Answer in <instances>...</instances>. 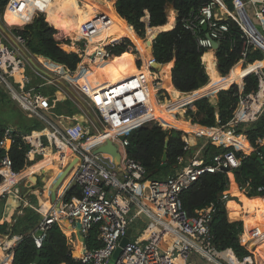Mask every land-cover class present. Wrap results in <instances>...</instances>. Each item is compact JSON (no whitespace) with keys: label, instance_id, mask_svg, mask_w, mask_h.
Returning <instances> with one entry per match:
<instances>
[{"label":"built area","instance_id":"2783aa9c","mask_svg":"<svg viewBox=\"0 0 264 264\" xmlns=\"http://www.w3.org/2000/svg\"><path fill=\"white\" fill-rule=\"evenodd\" d=\"M48 3H52V0H7L5 7H0V12L8 9L19 17L25 12L28 19L21 18L25 25L38 15L45 18ZM100 3L92 18L80 25L77 40L70 43V50L81 60L78 67L83 69H90L97 60L107 63L114 46L113 35L98 39L111 25L106 9L101 8L110 2L100 0ZM231 3L233 12L251 9L257 24V29L252 33L237 16L231 15V19L244 33L246 48L258 50L264 56V0H231ZM217 6L226 10L221 0H212L198 9L190 10L181 19L182 28L195 38L199 48L211 50V42H220L228 32L227 24L215 16ZM143 21L148 23L147 18ZM14 38L24 48L23 39ZM246 50L239 61L242 64ZM155 63L154 59L145 58L137 72L94 95L87 94L81 88V94L99 125V128H94L95 131L90 132L78 121L59 128L43 115L50 110L49 99L29 86L31 77L25 71L27 62L14 46L0 39V81L6 85L10 98L24 113L29 117L38 116L47 124L42 131L21 136L29 146L26 160L32 162L38 156L44 157L50 150L58 158V169L72 166L71 182L81 192L80 198L59 203L53 214L42 220L37 231L43 234L33 236L35 247H41L45 230L61 219L67 220L73 227L79 223L83 239L93 226H98L101 246L93 250L86 247L80 249L79 260L82 264H108L121 239L128 237L132 225L141 224L138 234L129 239L113 264H190L192 255L213 264H263L251 251L239 259L231 249L217 250L211 243L209 232L213 205L197 210L196 216L190 217L182 208L180 195L204 174H215L223 171V168L230 172L240 166L241 159L236 157L234 151L245 152L231 143L229 137H235L233 130L237 126L256 122L264 111V59L254 62L262 63L250 71L256 78V88L246 94L240 93L230 120L225 125L199 126L208 134H196L206 139V145L231 146L234 151L214 155L208 164L197 157L185 163L180 159L183 165L164 181L146 179L142 164L126 154L127 137L132 130L147 123H159L157 118L151 117L153 103L163 101L168 90L154 67ZM31 71L34 74L32 78H45L35 69L31 68ZM120 127H123L122 131L117 132ZM12 132L9 129L5 131L0 147L6 148L7 143L12 144ZM120 134L126 135L122 141L118 139ZM107 139L118 145L121 156L118 166L113 165L108 157L93 154V150ZM183 140L188 145L186 135H183ZM67 153L70 159L62 163ZM0 170L3 177L1 184L9 179L3 189L4 193H9L19 183L20 178L13 180L19 173L11 170V161L7 156L1 159ZM21 238L20 235H13L0 244V264H13L14 248Z\"/></svg>","mask_w":264,"mask_h":264},{"label":"trees","instance_id":"16d2710c","mask_svg":"<svg viewBox=\"0 0 264 264\" xmlns=\"http://www.w3.org/2000/svg\"><path fill=\"white\" fill-rule=\"evenodd\" d=\"M91 1H85V6L81 9L77 6L75 0H52V3H48L52 19L38 15L34 17L32 23L22 28L15 27L13 30L6 28L14 37L23 39L24 49L27 53L48 58L51 62L62 65L73 73L77 70L81 60L76 53L63 49L62 45L69 44L68 40H55L54 36L57 31L51 25L61 29L67 36L70 35L71 39H77L80 25L90 20L99 9ZM211 1L109 0L110 3L105 7L106 13L117 16L123 22L124 27L121 29L119 36H114V46L110 50L108 59L109 69L98 79L92 95L140 69L145 61L144 49L140 48V45L143 43L141 40L145 37L146 29L157 27L148 30L150 32L159 29V26L165 25L167 5H171L177 13L176 24L172 30L159 33L153 40L154 60L156 63L165 66L173 62L171 80L176 89L172 88L175 93L181 92L183 94L197 90L196 94L185 105L187 106L192 102L191 105L195 111L188 108L185 114L191 116L193 123L202 127L225 125L232 117L240 93L246 94L256 88V78L253 74L246 76L240 89L237 85H231L232 83H240L246 73L237 76L233 67L243 59L242 52L247 48L244 33L231 18H228L224 21L228 26V32L223 40L219 42V46L215 51V58L219 74L222 77L228 75L227 80L225 79L221 83L220 87L224 84L221 89L231 86L226 90L219 89L216 106L211 105L207 98L195 100L203 96L209 97L208 91L212 83L207 84L208 75L201 62V57L206 50L199 48L195 38L182 28L181 19L190 10L198 9ZM221 2L227 10L232 11L231 0H221ZM6 3L7 0H0V7L3 9ZM61 11H64L63 16L59 13ZM24 13L21 14L22 17H19L7 9L4 11V18L10 25L21 26L24 23V20H21L25 16ZM146 15H148L147 24L143 21ZM110 21L114 22L111 18ZM110 31L112 30L109 27L101 35L107 34L108 36ZM201 35H204L203 32H201ZM4 42L8 44V41L4 40ZM263 59L264 56L260 51L247 49L243 67ZM46 64L51 71L60 74L61 67ZM25 71L31 77L29 86H33L36 92L48 97L49 112L52 118L60 116L73 118L75 115L81 114L77 102L72 98L65 97L63 100H56L55 93L58 87L53 86L47 90L44 82L38 83L40 81L38 78H32L31 68L28 65H26ZM166 89L169 90V87L166 86ZM169 93L171 101L167 100L161 105L153 103L151 117L157 118L159 123L144 124L132 130L127 137V156L138 160L142 164L145 169V178L150 180L164 181L173 176L183 165L180 163V159L184 160L189 154V148L183 140L184 134L181 131L184 130V124L173 116L176 112L173 107L172 93L170 91ZM6 98V94L0 90V104L3 103L5 106L8 104L12 108L9 103L14 104L8 99L6 101ZM215 107L217 108L218 118L215 116ZM49 120L52 121L50 117ZM188 126L195 135L201 132L208 134L198 126L189 125V123ZM46 127L47 124L40 117L35 115L29 117L19 109H14L11 115H8V119H0V140L3 139L7 129L13 131L11 134L13 142L10 147L8 149L0 147V161L4 156H7L11 161V170L14 173L24 171L16 179L23 175H31L27 167L33 164V162L26 160L29 146L22 141L21 136L30 134L32 131H42ZM122 129L123 127H120L117 130L122 131ZM233 131L241 137H229V141L234 144L235 140H240L250 151V154L256 155L255 158L244 155L241 151H234L231 146L223 147L207 144L202 150L201 159L205 164H208L211 163L214 155L234 151L236 157L241 159V164L229 173L232 174L233 180L239 186L241 192L248 198L242 199V210L245 214L246 212L251 214L253 218L259 217L261 226L264 229V198H262L264 197V111L256 122L239 125ZM166 139L168 140L167 147H165ZM164 152L166 153V166L163 167L162 157ZM37 165L40 170L52 169L45 159L38 162ZM67 178L62 184L66 182ZM229 181V174L223 171L215 174H204L190 189L181 193L180 201L182 208L190 217H195L197 210L213 205L214 212L209 223L212 245L219 251L231 249L237 258L242 259L250 252L239 241V236L243 232L242 220L238 218L239 208L234 203L226 204L227 201L232 200L224 194L228 190ZM2 182L3 177L0 170V184ZM52 184L53 182L48 184L49 190H52ZM5 187V183L1 184L0 190ZM60 187L58 190H60ZM80 197V189L73 184L66 192L63 202ZM30 199L32 200L31 204H37L33 196H30ZM45 204L47 208L50 206L48 202H45ZM248 218L253 228L259 230V227L255 226L256 220ZM42 220V217L30 206L25 208L20 206L16 209L10 223L0 224V237H11L13 235L22 237L14 248L13 264H82L79 260L80 253L74 252L70 248L68 239L56 222L45 230L41 247L39 249L35 247L33 236ZM244 220L246 228L244 239L249 240L252 238L253 231L250 223L246 220V216ZM128 237H130V234H128ZM84 244L87 250L97 249L101 246L98 240V226H93L89 230L84 239ZM260 246H264V240ZM261 258L264 259L263 256Z\"/></svg>","mask_w":264,"mask_h":264},{"label":"crops","instance_id":"0c3cea01","mask_svg":"<svg viewBox=\"0 0 264 264\" xmlns=\"http://www.w3.org/2000/svg\"><path fill=\"white\" fill-rule=\"evenodd\" d=\"M76 1V4H77V6L78 7H80L81 9L82 8H84V6H85V1H91V0H75ZM92 2V4L97 8V7H99L100 8V0H92L91 1ZM102 9L104 8L103 6L101 7ZM173 10V9H172ZM217 11H219V12H217ZM226 11H227V13L224 11V9L223 8H220V7H216L215 8V16L217 17V18H219V19H221L222 21H225L226 19H228V18H231V15H233V16H237V18L244 24L243 26L247 29V30H249V31H252V30H256L257 29V24H256V22H255V20H254V18H253V15H252V11H251V9H247V10H242V11H239V12H233V11H229V10H227V8H226ZM64 12V11H63ZM62 11L61 12H59L60 13V15L61 16H63L64 15V13H63ZM171 13H173V20L170 22L171 23V26H170V28H168V29H165V30H160V32H158L157 34H159V33H161V32H166V31H170V30H172L174 27H175V24H176V16H177V13H176V11L175 10H173ZM25 14V13H24ZM45 17L47 18V19H52V15L49 13V9H48V7L46 8V11H45ZM107 15H109L108 13H107ZM170 15V14H169ZM169 15H168V11H167V21H166V23H165V25H163V26H159L158 28H163V27H165L167 24H168V17H169ZM109 17L111 18V20H113L114 22H112L111 21V25H110V30H112V31H110L109 32V34L108 35H113V36H119L120 35V33H121V29L124 27V24H123V22L117 17H115V16H111V15H109ZM25 18V19H24ZM24 20H27L28 18H27V15L25 14V16H24ZM145 18H148V15H146V17ZM34 19V18H33ZM33 19H31V21L30 22H28V23H26L25 25H21V26H14V27H19V28H22V27H24V26H26V25H28V24H30V23H32V21H33ZM22 20V19H21ZM6 23H8L9 25H10V23L9 22H7L6 21ZM49 23V22H48ZM49 25H51L50 23H49ZM56 31H61V29H59V28H56L55 26H53V25H51ZM153 28H157V27H153ZM153 28H147V32H149L148 30H150V29H153ZM61 33H62V37H70V35H66L63 31H61ZM64 35H66V36H64ZM147 35H148V33H147ZM59 34H55V36H54V38H55V40H58V41H60V40H67V39H62V38H59ZM104 36H107V34H103V35H101L100 36V38L101 37H104ZM72 41V40H71ZM150 40H148L147 41V38H146V41H145V47H147L148 46V42H149ZM151 42V41H150ZM8 43L10 44V45H12V46H14L11 42H9L8 41ZM15 47V46H14ZM145 47H142V45H140V48H142V49H144ZM16 48V47H15ZM23 48V47H22ZM17 49V48H16ZM24 49V48H23ZM18 50V49H17ZM25 50V49H24ZM18 52L20 53V55L24 58V59H26V62H27V64L28 65H30V60L28 59V58H32V60L34 61V62H37V63H39V64H41L42 65V68H44V69H49L48 68V66H47V64L46 63H49V64H52V65H55V66H58V67H61V72L63 73V75L65 76V77H69L70 78V74L68 73V70L66 69V68H64L62 65H58V64H55V63H53V62H51L50 60H47V59H45V58H43V57H39V56H36V57H34L33 55H31V54H29V53H27V56L26 55H24L20 50H18ZM26 52V51H25ZM207 52H211L212 53V56H213V60H214V65H215V72H216V74L220 77V78H225V77H222L220 74H219V72H218V70H217V65H216V58H215V51L214 50H206V52H204V54L202 55L203 57H201V62H202V64H203V66H204V68H205V71H206V73H207V75H208V71H207V68H206V63H205V55H206V53ZM238 64H239V67H240V70L241 71H244V70H246L249 66H251V65H247V66H245V67H243V64H242V62H238ZM254 64H256V63H254ZM31 66V65H30ZM29 66V67H30ZM31 68V67H30ZM50 70V69H49ZM82 70H84L83 72H82ZM137 72V71H136ZM230 72V71H229ZM54 73H56V72H54ZM78 75H77V82H79V87L80 88H82L87 94H91L92 95V92H93V89H94V87L96 86V84H97V81H98V79L94 76V73H93V71H92V69L90 68V69H80L79 71H78V73H77ZM250 74V71H248V72H246L245 74H244V76L242 77V79H241V81H240V83H232L231 85H237L238 87H239V89L242 87V85H243V80H244V78L246 77V76H248ZM228 76V75H227ZM35 79V78H34ZM52 80V79H51ZM53 82H51L52 83V85L53 86H63L60 82H58L57 80H52ZM226 82V81H225ZM224 82V83H225ZM53 83H55V84H53ZM209 83V75H208V82H207V84ZM206 84V85H207ZM206 85H204V86H206ZM224 85V84H223ZM223 85L219 88L220 90H226V89H228V88H226V89H221L222 87H223ZM203 86V87H204ZM203 87H201V88H203ZM68 92H69V90L67 89V88H65ZM175 89V88H174ZM219 89H217V91L215 92V94L214 95H216L215 96V101L213 102V103H210L211 105H213V106H216V104H217V93L220 91ZM176 90V89H175ZM197 91V90H196ZM196 91H193V92H190V93H183V94H186L187 96H188V98H191L193 95H195L196 94ZM181 93V92H180ZM59 94V95H58ZM69 94H71L70 92H69ZM56 95V94H55ZM72 95V94H71ZM170 96V93H169V90L167 91V94H166V96ZM166 96H165V99H166V101L167 100H169V98L167 97L166 98ZM66 96H64V94H62L61 92H57V96H56V100H63L64 98H65ZM201 98H207L208 99V96H203V97H199V98H196L195 100H198V99H201ZM164 100V99H163ZM194 100V101H195ZM193 101V102H194ZM164 103V101H160V103H158V105H161V104H163ZM192 103V102H191ZM189 105V104H188ZM215 111H216V118H218V114H217V108L215 107ZM178 113H176V115H177ZM88 115H89V113H88ZM175 114L173 115L175 118H176V120H178V118H177V116H176ZM89 117H90V121L92 122V124L95 126L94 128L96 129V128H99V125H98V123L89 115ZM52 119V123L53 124H55L56 126H58L59 128L62 126V127H65V126H69V125H72L75 121H78L79 122V120L78 119H76L75 117H73V118H70V117H64V116H60V117H56V118H51ZM183 124H188L189 123V125H194V126H200V125H198V124H195V123H191V122H186V121H183V120H180ZM82 123V122H81ZM118 132H121V131H118ZM188 133V132H187ZM189 134V133H188ZM188 134H185L187 137H188V139L190 140V135H188ZM235 137H241V135H235ZM195 141H194V143L193 144H191L189 141L187 142L188 143V148H189V154L185 157V159L183 160L184 161V163L185 162H187L190 158H193V157H197V158H201V154H202V150L204 149V147L206 146V139L205 138H203V140H202V137H198L197 135H196V137H195ZM234 145H236L237 147H244L245 145L240 141V140H235L234 141ZM245 152V151H244ZM249 153H250V151H248V152H245V153H243V154H246V155H249ZM53 155H55L54 153H52ZM42 160H44V157H41V156H38V157H36L35 159H33V160H31L32 162H33V164H32V166L33 165H35V164H37L38 162H40V161H42ZM27 168H29V167H27ZM26 168V169H27ZM43 170V169H42ZM37 171H41L40 169L39 170H37ZM37 171L36 172H34L31 176L29 175V176H22V179H20V181H19V183L17 184V186L12 190L13 192H15V194H18L19 193V190L21 189V188H23V185H25L26 184V182L29 180V179H31V180H33V175L35 174V173H37ZM63 170H61V169H58V171H56V173L57 172H62ZM24 172V171H23ZM23 172H21V173H19V174H22ZM229 174V178H230V182H229V187H228V190L224 193L226 196H228V197H230V198H232V200H229V201H227L226 202V204L228 205L229 203H234V204H236V206L239 208V215H238V218H240L241 220H242V223H243V232H242V234L239 236V241H240V244L242 245V246H244L248 251H250L249 250V248H252V246H253V249H255L256 248V246H258V247H260V248H258L259 250H261L262 252H264V246H260V244L262 243V241L264 240L263 239V237H254V238H252V239H244V235H245V233H246V228H245V216H246V214L243 212V210H242V206H243V202H242V199L243 198H246V199H248L242 192H241V190H240V188H239V186L234 182V180H233V176H232V174L231 173H228ZM70 176V181H71V172H70V174H69ZM57 177H58V175H57ZM23 180H25L24 182H21V181H23ZM56 180V179H55ZM1 185V184H0ZM31 185H32V182H31ZM73 185V184H72ZM11 193V192H10ZM6 194L7 193H4V191L3 190H0V224H2V223H4V222H11V218H12V216L15 214V212H16V209L18 208V207H20V206H25V205H27V201L26 200H24V201H22L21 199H14V198H12L11 197V199H7L6 200V198H5V196H6ZM262 198H264V197H262ZM3 200H4V202H3ZM50 200H51V197H50ZM51 202H53L52 200H51ZM45 203V202H44ZM45 206H46V204H45ZM58 206H59V204H57L56 206H55V209H57L58 208ZM49 208V207H48ZM20 213V212H19ZM18 213V214H19ZM249 214V213H248ZM248 217H250V218H252L253 220L255 219L256 221H255V226L256 227H259V230H257V231H262L263 230V228H262V226H261V220H260V218L259 217H255V218H253L252 216H251V214L249 215V216H246V219H247V221L250 223V220H248L249 218ZM58 223V225H59V227H60V229H61V231H62V233L66 236V238L68 239V241H69V246H70V248L71 249H73V246H72V244L74 243L73 241L75 240H77L78 241V243L80 244V248H81V243H80V241L77 239V237H76V235H75V228L67 221V220H65V219H61V221L60 222H57ZM139 225H141V224H137V225H132V227L129 229V231H128V234H130V237H128L129 239H132V238H134V236H136L137 234H138V232H139V230H140V226ZM250 225H251V228H252V231H253V233H255V230L256 229H254L253 228V225L250 223ZM253 236V235H252ZM6 238H9V237H0V244L6 239ZM260 239H261V241H260ZM251 240V241H250ZM71 243V244H70ZM79 250V249H78ZM0 253H1V251H0ZM1 255V254H0ZM259 255H260V253H259ZM196 256L195 255H192L191 256V258L189 259V263L190 264H199V261L195 258ZM262 261H264V259L262 260ZM264 263V262H263Z\"/></svg>","mask_w":264,"mask_h":264},{"label":"rangeland","instance_id":"374dc122","mask_svg":"<svg viewBox=\"0 0 264 264\" xmlns=\"http://www.w3.org/2000/svg\"><path fill=\"white\" fill-rule=\"evenodd\" d=\"M98 1V0H97ZM5 11V10H4ZM173 10L171 9V8H169L168 9V15L172 12ZM0 21L9 29V30H13L15 27L13 26V25H9L8 23H6V20H5V18H4V12L2 11V12H0ZM46 22H47V20H45ZM48 23V22H47ZM49 24V23H48ZM56 34H59L60 36H59V38H64V39H67L68 41H69V44H63L62 46L67 50V51H69L70 50V48H71V44L70 43H72V41H76L77 39H71L70 37H62V33H61V31L59 30V31H57V33ZM64 36H66V35H64ZM98 38H100V36L98 37ZM146 38H147V29H146V34H145V37H144V39H143V43H141V45H142V47H145V41H146ZM0 39L1 40H6L4 37H2L1 35H0ZM72 40V41H71ZM6 41H8V40H6ZM151 41V40H150ZM150 41L148 42V44H150ZM9 44V43H8ZM70 47V48H69ZM25 61H26V59H25ZM35 64L38 66V67H40L42 70H44V71H46L48 74H50L52 77H54L55 79H57L58 81H60L61 83H62V85L63 86H56V87H58V90H57V92H61L62 94H64V96H66V97H70V98H72L74 101H76L77 102V106L79 107V110H80V112H81V114L80 115H75L74 117L76 118V119H78L79 120V122H82V124L85 126V127H87V129H89L90 130V132H93V131H95L94 130V125L92 124V122L90 121V117H89V115H88V111L92 114V116H94V113L90 110V108L87 106V104H86V102H85V99H84V96L81 94L82 92H81V88L79 87V82H77L76 80H77V73H78V71L80 70V69H83V68H80V67H78L77 68V70L74 72V73H72L71 75L72 76H70V78L69 77H65L64 75H63V73L62 72H60V74L59 73H54V71H51V70H49V69H44V68H42V65L41 64H39V63H37V62H35ZM30 66V65H29ZM32 68V67H31ZM61 71V70H60ZM84 70H82V72H83ZM32 72V71H31ZM94 73V72H93ZM32 74H33V72H32ZM34 75V74H33ZM209 75V74H208ZM94 76H95V74H94ZM229 76H231V75H229ZM209 78H210V76H209ZM40 81H38V83H43L44 82V84H46V88H47V90H49L51 87H53V85H52V83L51 82H53L51 79H49V78H38ZM53 84H55V83H53ZM64 86H67V89L69 90V92L72 94H69V92L65 89V87ZM0 90H2L5 94H6V96H7V98H6V101H8V100H10V102H12L14 105H11V103H9L10 104V106H12V108L11 107H9V105L7 104L6 106L3 104V103H1L0 105H1V108H0V112H1V116H0V119H8V115H11V113H12V111L15 109V110H20L21 112H23L20 108H19V106L17 105V103L16 102H14L11 98H10V96H9V93H8V91H7V88H6V85L4 84V83H2L1 81H0ZM57 92L55 93L56 95H55V97L57 96ZM49 93V92H48ZM59 95V94H58ZM185 96V95H184ZM187 96V95H186ZM215 96L216 95H214V97L213 98H211V97H208V101L210 102V103H213L214 101H215ZM169 98V100L171 101V97L170 96H166V98ZM188 97V96H187ZM8 99V100H7ZM164 100V102H166V99H165V97L163 98ZM192 103H190L189 105H187V106H185V108L183 109V112H182V114L181 115H179V114H175L176 116H177V118H178V120L180 121V120H183V121H186V122H191L192 123V118H191V116H187V114H185L186 113V111L188 110V108L189 109H191V110H193V111H195V109L194 108H192V105H191ZM5 106V107H4ZM24 113V112H23ZM24 114H26V113H24ZM173 114V115H174ZM27 115V114H26ZM43 115L45 116V117H47L48 119H49V117L50 118H52L51 117V114H50V112H45V113H43ZM185 125L186 124H184V130H181L182 132H183V134L185 135V134H188L186 131H185ZM187 130V129H186ZM188 135H190V134H188ZM186 139H187V141H189V139H188V137L186 136ZM202 140H203V137H202ZM32 166V165H31ZM31 166H29L30 168H33V167H31ZM37 170H39V166H38V168L35 170V172L37 171ZM60 174V172H55L54 170H52V169H47V170H41V171H37V173H35L34 175H33V180H31V179H29L27 182L25 181V180H23V181H21V182H26V184L25 185H23V188L21 189V192L20 193H18V194H15V192H13V191H11V193L9 192V193H7L6 194V196H5V198H6V200L7 199H11V197L12 198H14V199H21L22 201H24V200H26L27 201V205H25V206H23L22 205V208H25V207H27V206H30L31 208H33L41 217H42V219H46L49 215H52L53 214V212H54V210H55V206L57 205V204H59V203H62L63 202V199H64V196H65V194H66V192L69 190V188H71L73 185V183L70 181V175L68 176V178H67V180H66V182L64 183V184H61V187H60V190H58L57 191V193H56V197H55V200L53 201V202H51V200H50V195H51V190H49V187H48V184H50V183H54V181H55V179L57 178V175H59ZM32 175V174H31ZM30 175V176H31ZM31 182H32V185H31ZM230 182V181H229ZM52 187H53V184H52ZM30 196H33V199L34 200H36L37 201V204H31V199H30ZM44 202H48L49 203V208H47L46 206H45V203ZM44 205V206H43ZM250 214H246V216H249ZM247 220V219H246ZM61 220H59L58 222H60ZM260 234V231H257V230H255V233H253V236H252V238H254V237H257L259 234ZM251 238V239H252ZM251 241V240H250ZM74 243L72 244V246H73V250H74V252H77V250L79 251V253H80V244L78 243V241L76 240H74L73 241ZM71 244V243H70ZM257 248H258V246H256V248L255 249H253V248H249V250L251 251V252H253L255 255H256V257H257V259H258V262L259 261H262L263 260V258H261V256H263L264 257V252H262L261 250H257ZM259 253H260V255H259ZM196 256V255H195ZM198 261H199V264H213V263H207L206 261H204V260H202V259H200L198 256H196L195 257ZM262 262H264V261H262ZM264 264V263H263Z\"/></svg>","mask_w":264,"mask_h":264},{"label":"water","instance_id":"95a60500","mask_svg":"<svg viewBox=\"0 0 264 264\" xmlns=\"http://www.w3.org/2000/svg\"><path fill=\"white\" fill-rule=\"evenodd\" d=\"M168 6V9L172 8L171 5H167ZM147 21H148V18H147ZM203 30H206V28H203ZM0 35L2 37H4L6 40H8L9 42H11L18 50H20L24 55L27 56V52H25V50L19 46L14 38V36L10 33V31L6 28V26L1 23L0 21ZM158 34H156L152 39H151V42L150 44H148L147 47H145L144 49V56L145 58L147 59H154V54H153V47H152V42L153 40L156 38ZM126 37V36H125ZM129 38V37H127ZM219 46V42H215V41H212L211 42V47H212V50L216 51L217 48ZM64 50H66L64 47H63ZM72 51V50H70ZM34 57H36L37 55H33ZM30 60V65L33 69H35L36 71H38L39 73H41L44 77L46 78H49V79H52V80H57L55 79L54 77H52L50 74H48L46 71L42 70L40 67H38L35 62L32 60V58H28ZM47 60H49L48 58H45ZM169 64V68H168V81H169V84L174 88L173 84H172V80H171V68L173 66V62H170L168 63ZM160 67L161 64H158V63H155V68L156 67ZM58 81V80H57ZM60 82V81H58ZM61 83V82H60ZM62 84V83H61ZM65 88H67V86H64ZM89 115L97 122V120L95 119L94 116H92V114L88 111ZM126 138V135L125 134H120L118 136V139L119 140H124ZM167 144H168V140L166 139L165 140V147H167ZM10 147V144L7 143L6 145V149H8ZM93 154H101L105 157H108L111 162L113 163V165L115 166H118L119 163H120V153H119V148H118V145L116 143H113L111 140L107 139L105 141L104 144L98 146L96 149L93 150ZM250 157L252 158H255L256 155L255 154H250ZM162 161H163V164L162 166H166V153L164 152L163 154V157H162ZM71 165H68L59 175L58 177L56 178V180L54 181L53 183V187H52V190H51V200L54 201L55 200V197H56V193H57V190L58 188L61 186L62 182L69 176L70 172H71ZM223 172H226V173H229V170L226 169V168H223L222 169ZM75 235L77 237V239L80 241L81 243V249L83 250L85 248V244H84V239L83 237L81 236L80 234V225L79 223H75ZM42 231L38 230L34 233V237H40L42 235ZM129 242V238L128 237H125L123 239H121L119 245L117 246V248L115 249V251L113 252L111 258H110V261L108 264H113L116 259L118 258V256L120 255L121 251H122V248ZM253 248V246H252Z\"/></svg>","mask_w":264,"mask_h":264},{"label":"bare ground","instance_id":"6f19581e","mask_svg":"<svg viewBox=\"0 0 264 264\" xmlns=\"http://www.w3.org/2000/svg\"><path fill=\"white\" fill-rule=\"evenodd\" d=\"M107 6V5H106ZM105 6V7H106ZM104 7V8H105ZM224 11L227 13V11L224 9ZM173 13H170L169 15V19H168V24L163 27L162 29L159 28L157 30H154V31H150L148 33V36H147V41L148 40H151L158 32H160V30H165V29H168L170 28L171 26V21L173 20ZM244 25V24H243ZM253 31V30H252ZM252 31H249L250 33H252ZM145 49V48H144ZM203 57V56H202ZM96 64L94 65H91L90 68L92 69V71L94 72L95 74V77L97 79H100V76L104 73H106L109 69V65H108V62L107 63H103L101 62L100 60H97L95 62ZM205 63H206V68H207V71H208V74L210 76L209 78V83H212L209 87V91H208V95L209 97L213 98L214 97V94L215 92L217 91V89H219L221 83L226 79L228 78V76H226L225 78H220L216 72H215V65H214V60H213V56H212V53L211 52H207L206 55H205ZM262 63H256V64H253L251 66H249L246 70L244 71H241L240 70V67H239V64L237 63L233 69L236 71V75L237 76H240L241 73H244V72H248V71H251L252 69L260 66ZM168 68H169V64L167 66L165 65H161L160 67H156V69L159 71L160 75L162 76L163 78V82H164V85L165 87H169V91L172 93V97H173V107L175 109V112L178 113L179 115L182 114L183 112V109L185 108V105L187 104L188 100L190 98H188L186 96V94H182V93H175L173 90H172V86L169 84V81H168ZM19 77H17L18 79ZM227 80V79H226ZM174 89V88H173ZM185 95V96H184ZM185 131L188 132L190 134V140L189 142L191 144L194 143V141L196 140L195 137V133H193L188 124L185 125ZM187 129V130H186ZM242 148L245 152H248L247 148L244 146V147H240ZM44 159L47 161L48 163V166L50 168H52L53 170L55 171H58V158L56 155H53L50 153V150H48L44 156ZM70 159V156H68V153L65 155V157L62 159V163H65L66 161H68ZM33 168H28L30 174H33L35 172V170L38 168V165L35 164L32 166ZM20 179H22V177H20ZM13 180L16 181V177L13 178ZM9 182V179H7V181L5 182V184H8ZM246 214H248V212H246ZM259 234V233H258ZM258 237H263L264 239V229L260 232V234L258 235ZM261 241V239H260ZM77 253H79V251L77 250Z\"/></svg>","mask_w":264,"mask_h":264}]
</instances>
